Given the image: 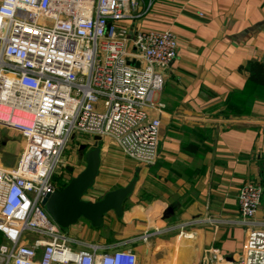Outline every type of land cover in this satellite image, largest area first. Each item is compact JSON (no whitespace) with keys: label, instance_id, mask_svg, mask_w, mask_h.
<instances>
[{"label":"crops","instance_id":"0c3cea01","mask_svg":"<svg viewBox=\"0 0 264 264\" xmlns=\"http://www.w3.org/2000/svg\"><path fill=\"white\" fill-rule=\"evenodd\" d=\"M121 25L130 36L169 30L177 37V58L153 97L162 107L149 113L161 122L160 155L156 165L140 167L102 138L99 173L86 199L99 201L138 173L135 191L121 218L110 212L99 228L80 220L67 234L101 253L130 249L138 264H239L249 227L238 194L247 181L264 189V86L244 70L250 62L264 65V0H153L140 19ZM1 132L19 136L2 142L0 167L13 170L18 162L7 166L6 155H18L16 143L23 153L26 141L14 130ZM75 140L64 169L76 176L86 166L80 147L91 150L94 138ZM253 224L264 229V190Z\"/></svg>","mask_w":264,"mask_h":264},{"label":"built area","instance_id":"2783aa9c","mask_svg":"<svg viewBox=\"0 0 264 264\" xmlns=\"http://www.w3.org/2000/svg\"><path fill=\"white\" fill-rule=\"evenodd\" d=\"M152 4L0 3V127L26 141L16 168L0 167V264H138L130 249L101 253L102 247L64 233L42 200L62 189L56 177L75 137L109 138L138 166L156 165L161 122L149 113L162 107L153 97L177 58V37L169 30L130 36L121 25ZM263 190L260 181H247L238 194L249 227L239 264H264V229L253 224Z\"/></svg>","mask_w":264,"mask_h":264},{"label":"water","instance_id":"95a60500","mask_svg":"<svg viewBox=\"0 0 264 264\" xmlns=\"http://www.w3.org/2000/svg\"><path fill=\"white\" fill-rule=\"evenodd\" d=\"M139 67V64H136ZM102 138L94 137L93 148L83 144L80 149L86 152L85 168L64 186L54 193L46 194L42 200L47 213L52 220L62 229L68 230L80 220H85L94 228H99L104 223L105 216L114 212L118 218L123 216V204L134 193L139 174L135 173L133 181L126 187H121L108 192L99 201H90L86 197L93 189L101 164ZM72 172V169H68Z\"/></svg>","mask_w":264,"mask_h":264},{"label":"rangeland","instance_id":"374dc122","mask_svg":"<svg viewBox=\"0 0 264 264\" xmlns=\"http://www.w3.org/2000/svg\"><path fill=\"white\" fill-rule=\"evenodd\" d=\"M1 130H2V128L0 127V158H1V156L4 154L3 153V150H4V147L2 146V142H6V141H8V140H12V141H19V136H15V137H13V138H10L9 136H7V135H3L2 134V132H1ZM14 132H16V131H14ZM16 133H18V132H16ZM87 137H90V136H87ZM77 141L75 140V141H71V145H73V147H75V146H77ZM15 147V146H14ZM16 147H17V151H18V155L15 157V156H13V155H6V160H5V164L7 165V166H9V167H15L16 166V163H15V161L16 162H19V160H20V157H21V155H22V150H21V146H19L18 145V143H16ZM15 158V159H14ZM68 164V163H67ZM75 176V173H74V175H70V174H68L66 171H65V169H60V171H59V174H58V176L56 177V179H57V181H59V183L61 184V185H64L65 183L63 182V179H67V182H69L70 181V179H72L73 177ZM63 232L64 233H66L67 234V230H65V229H63Z\"/></svg>","mask_w":264,"mask_h":264},{"label":"trees","instance_id":"16d2710c","mask_svg":"<svg viewBox=\"0 0 264 264\" xmlns=\"http://www.w3.org/2000/svg\"><path fill=\"white\" fill-rule=\"evenodd\" d=\"M244 70L248 71L251 81L264 86V65L262 63L250 62ZM65 185H61V187L64 188Z\"/></svg>","mask_w":264,"mask_h":264}]
</instances>
